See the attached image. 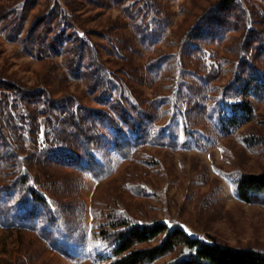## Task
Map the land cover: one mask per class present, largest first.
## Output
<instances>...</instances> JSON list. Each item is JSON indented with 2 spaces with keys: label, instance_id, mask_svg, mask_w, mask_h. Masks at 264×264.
I'll list each match as a JSON object with an SVG mask.
<instances>
[{
  "label": "trees",
  "instance_id": "16d2710c",
  "mask_svg": "<svg viewBox=\"0 0 264 264\" xmlns=\"http://www.w3.org/2000/svg\"><path fill=\"white\" fill-rule=\"evenodd\" d=\"M172 1L113 0L124 18L103 31L88 28L70 0L68 9L55 0L35 15L40 0H0V28L6 36L37 60L60 58L63 80H81L91 96L86 103L69 91L55 95L49 86L0 76L1 224L36 230L55 250L76 257L65 230L75 211L73 201H66V169L100 179L113 151L126 160L146 161L140 153L150 143L178 147L175 129L158 127L164 97H145L135 85L147 83L145 72L152 84L161 79L167 57H148L140 74L135 57L141 49L114 34L116 28H131L141 45L157 46L173 23ZM222 44L225 54L220 55ZM181 49L187 62L177 95L186 127L208 125L220 136L238 133L249 147L262 144L264 149L263 135L241 131L256 119L258 103L264 101V0L213 2L185 31ZM225 63L232 77L221 84ZM235 186L240 200L264 204V171L241 172ZM98 228L108 264H153L169 254L163 264H264V250L214 237L207 241L179 223H139L117 205L108 207Z\"/></svg>",
  "mask_w": 264,
  "mask_h": 264
},
{
  "label": "rangeland",
  "instance_id": "374dc122",
  "mask_svg": "<svg viewBox=\"0 0 264 264\" xmlns=\"http://www.w3.org/2000/svg\"><path fill=\"white\" fill-rule=\"evenodd\" d=\"M59 1L68 9L66 0ZM70 1L90 29L106 31L115 26V20L124 18L113 0ZM215 1L218 0H173V23L157 46L141 45L131 28L114 30V34L119 32L141 49L135 57L140 74L144 72L140 66L148 57H167L162 63L161 79L152 84L150 75L145 72L147 83L135 85L145 97L151 98L155 93L164 97L158 127H173L178 147L150 143L140 153V156L145 153L146 161H141L140 157L126 160L113 151L109 170L100 179L85 171L66 169L65 178L70 189L66 201H73L75 211L65 230L76 257L55 250L36 230L11 228L0 223V264H108L105 257L109 251L97 233L99 223L105 220L106 210L113 205L128 209L131 218L139 223H179L190 235L201 236L207 241L214 237L233 246L264 250V204L240 200L235 186V177L241 172L264 171L262 144L253 149L238 133L220 136L208 125L186 127L177 95L181 71L187 62L181 38L198 14ZM54 2L40 0L32 15L47 11ZM93 38L106 42L97 35ZM217 48L220 55L225 54L223 44ZM208 63H212L210 58ZM64 72L60 58L37 60L0 28V76L28 85L49 86L55 95L69 91L90 103L91 96L85 84L75 78L64 81ZM231 77V66L225 63L220 83L227 84ZM211 92H217V88ZM201 124H209V121L202 120ZM241 131L264 136V101L258 103L256 119ZM93 207H96L95 212ZM159 241L160 238L153 244ZM172 256H164L153 264H163Z\"/></svg>",
  "mask_w": 264,
  "mask_h": 264
}]
</instances>
